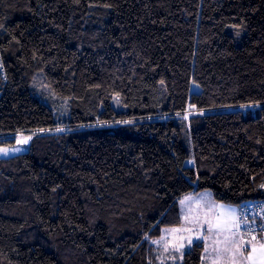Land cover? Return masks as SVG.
<instances>
[{"label": "trees", "instance_id": "16d2710c", "mask_svg": "<svg viewBox=\"0 0 264 264\" xmlns=\"http://www.w3.org/2000/svg\"><path fill=\"white\" fill-rule=\"evenodd\" d=\"M0 44V264H159L186 196L264 199V0H0Z\"/></svg>", "mask_w": 264, "mask_h": 264}, {"label": "rangeland", "instance_id": "374dc122", "mask_svg": "<svg viewBox=\"0 0 264 264\" xmlns=\"http://www.w3.org/2000/svg\"><path fill=\"white\" fill-rule=\"evenodd\" d=\"M200 89L201 88L199 85H192V92H198L200 91ZM241 108L245 110L253 109V107L251 106H245ZM191 114H193V111H191V113H188V116ZM21 135L23 137H30L27 143H18ZM36 135L37 134L35 132L20 133L16 136L15 143L11 145H0V149L8 150L7 155L0 153V159H8L27 153L31 149L33 140L35 139ZM17 148L20 149V151H14V149ZM193 164V159H189L186 162L187 166ZM188 196L191 197V199L185 201V204L183 205V225L177 228L178 231L173 232L171 231L172 229H167V231H165V236L174 234L172 240L176 242L175 245L177 246L171 250H168L163 248L160 239L154 240L158 241V243L153 244L162 247L159 254L158 263L183 264V257L186 250H188V248H190L196 241L200 239L199 242H202L205 247L203 261L206 264H233V259L237 260L239 264H252L251 261L241 259L238 254L234 256L235 247L233 246V243H225V239L226 237H228L229 240L234 242V244L241 245V251L243 252L245 257L249 254V252H251L252 245L250 246L248 243H246V247L242 245V240L237 229L233 228L231 230L232 232L237 233V235L234 237L231 235V232H223L218 235L217 232L212 231L211 233H209V235L205 234L206 230L208 229V224L204 223V221H211L213 224L217 222L216 218L222 211L219 207H217L218 205H224L225 208L234 209L237 215L239 213L240 206L217 201L214 197L213 191L211 190L203 191L198 195ZM180 208L182 211V206H180ZM201 223H203V228L200 227ZM188 229H191V231H188ZM197 236H199L200 238L197 239ZM189 240H191V243H189ZM259 242L264 243V240ZM257 248L259 249L258 246ZM256 255L257 257H259V252H257ZM256 264H259V259H257Z\"/></svg>", "mask_w": 264, "mask_h": 264}, {"label": "snow or ice", "instance_id": "6c2138e0", "mask_svg": "<svg viewBox=\"0 0 264 264\" xmlns=\"http://www.w3.org/2000/svg\"><path fill=\"white\" fill-rule=\"evenodd\" d=\"M125 123H131V121H125ZM57 131H60V129H57ZM30 139V137H23L21 135V137L18 140V143L20 144H25L27 143V141ZM14 151H20V149H14ZM0 153H3L4 155L8 154V150L7 149H0ZM191 197L186 196L184 198V200H181L180 203L181 205L185 204V201L190 200ZM217 207H219L222 211L220 212V214L217 216L216 218V223L213 224L211 221H204V223L208 224V232L211 233L213 230L217 231V234L219 235L220 233L223 232H231V235L234 237L237 235L236 232H232L231 230L233 228L235 229H239L241 227V224L247 223V220H241L240 217L237 215L236 211L234 209H230V208H225L224 205H218ZM187 219V217H186ZM201 228H203V223H201L200 225ZM171 231L175 232L178 231L177 229H172ZM188 231H191V229H188ZM249 233H251L253 231V229H248ZM200 237L197 236V239H199ZM163 239V237L161 238ZM256 237L252 236L251 240L247 241L248 244H252V241H255ZM153 243H158V241H153ZM189 243H191V240H189ZM225 243H233V246L235 247V253L234 256L236 254H238L240 256L241 259L244 260H248L251 261L252 264H256L257 259H259V264H264V243H260L259 244V249L257 248L256 244H252V250L251 252H249V254L245 257L243 252L241 251V245H236L234 244V242H232L231 240H229L228 237H226L225 239ZM228 250V249H225ZM257 252H259V257H257ZM233 264H239V262L235 259H233Z\"/></svg>", "mask_w": 264, "mask_h": 264}, {"label": "built area", "instance_id": "2783aa9c", "mask_svg": "<svg viewBox=\"0 0 264 264\" xmlns=\"http://www.w3.org/2000/svg\"><path fill=\"white\" fill-rule=\"evenodd\" d=\"M7 79V67L2 53L0 44V85L5 83ZM1 100V94H0ZM240 219L247 220V223L241 224L238 232L244 242L251 240L252 236L258 239H264V199L252 200L240 205L239 215ZM248 229H253L249 233Z\"/></svg>", "mask_w": 264, "mask_h": 264}, {"label": "crops", "instance_id": "0c3cea01", "mask_svg": "<svg viewBox=\"0 0 264 264\" xmlns=\"http://www.w3.org/2000/svg\"><path fill=\"white\" fill-rule=\"evenodd\" d=\"M184 200V199H183ZM180 206H182V211H181V213H183V205H181V203H180ZM240 210V209H239ZM238 215H239V213H238ZM183 216V215H182ZM183 225V224H182ZM181 225V226H182ZM178 227H175V228H166V229H164V231H163V235H162V237H163V239H161L160 238V241L162 242L161 243V245H163V248H165V249H168V250H171V249H173L174 247H176L177 245H175L176 244V242H174L172 239H173V237H174V234H170V235H166L165 236V231H167V229H177ZM214 232H217L216 230H213ZM224 233H227V231L226 232H224ZM239 233V232H238ZM205 234L207 235H209V232H208V230H206V232H205ZM240 235V234H239ZM241 237V236H240ZM200 240V239H199ZM199 240L198 241H196V242H199ZM241 240H242V245L243 246H245L246 247V243L247 242H244L243 241V239L241 238ZM264 239H258V240H255V241H252V244H256V246H258L259 247V243H261V242H259V241H263ZM195 242V243H196ZM194 243V244H195ZM252 244H249L250 246L252 245ZM247 247H248V245H247ZM189 249V248H188ZM203 264H206L204 261H203Z\"/></svg>", "mask_w": 264, "mask_h": 264}]
</instances>
